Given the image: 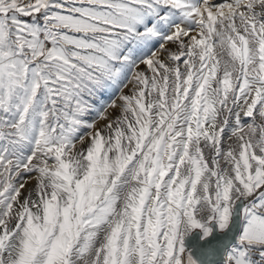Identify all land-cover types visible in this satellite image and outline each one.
Instances as JSON below:
<instances>
[{"label":"snow or ice","instance_id":"6c2138e0","mask_svg":"<svg viewBox=\"0 0 264 264\" xmlns=\"http://www.w3.org/2000/svg\"><path fill=\"white\" fill-rule=\"evenodd\" d=\"M0 264H264V0H0Z\"/></svg>","mask_w":264,"mask_h":264}]
</instances>
